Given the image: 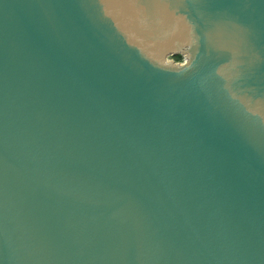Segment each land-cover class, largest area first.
Masks as SVG:
<instances>
[{"label":"water","instance_id":"1","mask_svg":"<svg viewBox=\"0 0 264 264\" xmlns=\"http://www.w3.org/2000/svg\"><path fill=\"white\" fill-rule=\"evenodd\" d=\"M0 264H264V0H0Z\"/></svg>","mask_w":264,"mask_h":264},{"label":"trees","instance_id":"2","mask_svg":"<svg viewBox=\"0 0 264 264\" xmlns=\"http://www.w3.org/2000/svg\"><path fill=\"white\" fill-rule=\"evenodd\" d=\"M173 59H175L177 61H182L183 60L181 56L174 57Z\"/></svg>","mask_w":264,"mask_h":264},{"label":"rangeland","instance_id":"3","mask_svg":"<svg viewBox=\"0 0 264 264\" xmlns=\"http://www.w3.org/2000/svg\"><path fill=\"white\" fill-rule=\"evenodd\" d=\"M176 63H182V61H177V60H175V59H173Z\"/></svg>","mask_w":264,"mask_h":264}]
</instances>
